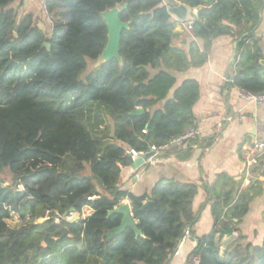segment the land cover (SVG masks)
Instances as JSON below:
<instances>
[{
	"label": "trees",
	"instance_id": "1",
	"mask_svg": "<svg viewBox=\"0 0 264 264\" xmlns=\"http://www.w3.org/2000/svg\"><path fill=\"white\" fill-rule=\"evenodd\" d=\"M16 1L0 0V264H170L206 204L214 226L187 263L264 264V241L253 246L240 235L224 255L217 243L222 231H238L262 183L243 189L244 178L219 175L197 213L196 183L164 179L142 196L124 189L132 151L145 155L198 129L200 84L178 85L177 75L203 67L215 40L238 44L226 87L264 94V0H174L200 9L187 51L174 44L177 23L165 0H44L48 16L64 11L49 33L34 14L21 15ZM124 4L123 63L89 70L108 42L102 14ZM262 162L251 172L264 176ZM124 200L154 203L155 211L134 213L144 237L130 227L109 237L122 221L109 212Z\"/></svg>",
	"mask_w": 264,
	"mask_h": 264
},
{
	"label": "crops",
	"instance_id": "2",
	"mask_svg": "<svg viewBox=\"0 0 264 264\" xmlns=\"http://www.w3.org/2000/svg\"><path fill=\"white\" fill-rule=\"evenodd\" d=\"M174 0H165V4L173 5ZM44 0H17L13 7L23 15L32 13L41 29V22L48 15L43 8ZM177 23V22H176ZM188 25L177 23L176 33L179 37L175 46L189 50L191 39L188 38ZM258 37L264 48V16ZM202 48L203 42L196 40ZM234 44L230 37H221L215 40L207 63L201 68H192L177 75L178 85L186 80H196L200 84L201 96L194 107L198 121L199 136L188 147L171 152H162L154 155L137 171H130L129 181L124 189L136 196L149 193L154 185L161 180H176L181 183H196L199 192L193 203V211L199 212L201 206L208 199L207 188L215 183L219 175H227L240 182L243 189L252 181L262 183L264 176L257 171L252 173L248 169L243 157L244 150L257 140L264 139L260 124L264 121V105L250 100L248 94L239 88H227L231 83V58ZM172 96V95H171ZM212 144L209 146V142ZM264 166V157L262 158ZM264 169V167H263ZM130 203L129 200L122 202ZM131 205V203H130ZM91 214V211H87ZM214 226L211 204H206L192 233L181 241L177 253L170 264H187L190 254L198 244V240L208 235ZM237 232L231 236L221 232L217 243L221 255L233 241L243 236L246 243L260 246L264 241V191L250 205L247 216L239 224Z\"/></svg>",
	"mask_w": 264,
	"mask_h": 264
},
{
	"label": "water",
	"instance_id": "3",
	"mask_svg": "<svg viewBox=\"0 0 264 264\" xmlns=\"http://www.w3.org/2000/svg\"><path fill=\"white\" fill-rule=\"evenodd\" d=\"M127 4H124L122 7H116L109 11H106L102 14L104 21L106 22L108 28V42L107 45L97 60V67L108 63L112 60H117L120 64L123 63L122 57L120 56V45L122 40V34L125 30L130 28V23L122 21L120 14L121 10L126 9ZM200 9H192L186 5H171L168 7L169 14L177 23L186 25H191L198 17ZM44 47L50 51L51 45L45 44ZM233 55L231 58V63L233 64L237 57V47L238 44H234ZM261 65L264 66V60L261 62ZM135 115L142 114V110H137L134 112ZM155 155V152H149L145 155H140L133 160L131 167L132 171H137L143 165H145L149 160H151ZM155 211L154 203L152 201L145 202L142 207L131 206L130 203L120 204L117 208L109 212V215L119 214L122 216V221L119 227L112 230L109 234V237H112L116 234L122 233L127 227L133 229L136 234V237H144L141 230H139V223L134 218V213ZM73 212V211H72ZM80 218L79 214H75L72 217V221H76ZM223 232V231H222ZM226 235L231 236L233 230L225 231Z\"/></svg>",
	"mask_w": 264,
	"mask_h": 264
},
{
	"label": "built area",
	"instance_id": "4",
	"mask_svg": "<svg viewBox=\"0 0 264 264\" xmlns=\"http://www.w3.org/2000/svg\"><path fill=\"white\" fill-rule=\"evenodd\" d=\"M247 93V92H246ZM250 100L254 101L256 104L264 105V94L261 95H253L247 93ZM260 129L264 135V121L260 124ZM146 133V132H144ZM199 136L198 129H189L183 136L178 139L173 140L169 144H166L161 147H152L151 151L156 154L162 152H170L174 149H182L188 147L194 140ZM140 155L135 151H132L133 160ZM243 157L247 164V168L252 169L257 163L264 157V139L257 140L253 143L252 146H249L244 150ZM199 257H193L189 263L187 264H199Z\"/></svg>",
	"mask_w": 264,
	"mask_h": 264
},
{
	"label": "rangeland",
	"instance_id": "5",
	"mask_svg": "<svg viewBox=\"0 0 264 264\" xmlns=\"http://www.w3.org/2000/svg\"><path fill=\"white\" fill-rule=\"evenodd\" d=\"M63 15H64V11L62 9L57 10L51 16L45 17V20H42L41 27L43 28L44 31L49 33L48 30L50 29V26L52 25V23L62 21L63 20ZM181 25H183V24H181ZM186 25H188V24H186ZM96 68H98L97 67V61L94 62V63H90L89 64V70H93V69H96ZM3 178L5 179V184L7 186L13 184L12 176L8 172L3 176ZM87 211H88L87 209L84 211V216L85 217L88 216V214H89ZM10 225L13 228H17V227L20 226V224H18V219L17 218H15L10 223Z\"/></svg>",
	"mask_w": 264,
	"mask_h": 264
}]
</instances>
